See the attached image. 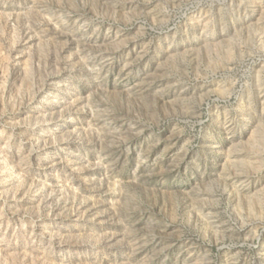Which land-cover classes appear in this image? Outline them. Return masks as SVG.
Returning a JSON list of instances; mask_svg holds the SVG:
<instances>
[{
	"label": "rangeland",
	"instance_id": "rangeland-1",
	"mask_svg": "<svg viewBox=\"0 0 264 264\" xmlns=\"http://www.w3.org/2000/svg\"><path fill=\"white\" fill-rule=\"evenodd\" d=\"M0 264H264V0H0Z\"/></svg>",
	"mask_w": 264,
	"mask_h": 264
}]
</instances>
